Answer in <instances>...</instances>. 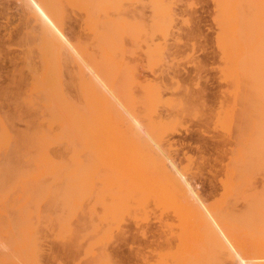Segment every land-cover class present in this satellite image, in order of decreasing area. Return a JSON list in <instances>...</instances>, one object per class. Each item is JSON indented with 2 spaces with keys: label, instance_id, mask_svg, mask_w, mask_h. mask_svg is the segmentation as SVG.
<instances>
[{
  "label": "bare ground",
  "instance_id": "obj_1",
  "mask_svg": "<svg viewBox=\"0 0 264 264\" xmlns=\"http://www.w3.org/2000/svg\"><path fill=\"white\" fill-rule=\"evenodd\" d=\"M132 2H136L134 4L138 3L141 8L146 7L147 9H149V13L147 14L145 12V9L143 10L139 7L140 10H138L139 12H136L137 16H135L136 14L133 13V11H135V8L133 9L134 4ZM174 2V0H38L39 6L37 10L33 12H35L34 15L37 16L36 18L39 22V26L37 28H29L26 32H24L27 37V47L25 49V52L23 53V57L25 61V67L28 68V71L26 72L28 73L24 74L22 72H19L18 74L22 76L29 75V80H27L28 82L25 80L26 83H28V87L24 86L25 88H27V90L24 91L23 94H20L18 92H11V94H9L6 87H0V103L3 100L5 101L6 98H14L12 100L14 104H10L13 106L10 111L9 109L8 111H0V264H43L42 240H44V236L48 232L58 239V241L60 242L59 248L62 250L61 253L63 252L64 255L66 254L68 256H71L72 254H74L73 249L75 247L77 248L80 245L77 242L80 241L79 237H74V235L71 233V226L69 227L70 221L68 222V210L66 208V206H68L69 208V205H65L62 201L58 202L57 200L60 196V200H62L61 198L64 197L63 194L66 190L65 186H63L60 180L58 181L60 177L56 178V181L58 182H56L55 184H52L53 179H49V177H51L50 175L53 174V171L55 173H59V171L65 170H63L64 165H61L63 167L62 170H60V164L63 163H60V161H62V158L65 156V154H67V141L69 142L70 140L71 142L75 141L76 143H83L84 146H87L83 151H87L88 149L86 150V148H90L89 142H92V145L90 144L91 147L93 146V148L96 149V146L99 145L98 141H102L100 143V146H104L105 143L103 142H106L108 140V137L109 139L110 136H112L111 139L115 138V136L113 135L117 133V127L114 128V126L107 129L110 124L111 126H113L112 123L109 124L110 119L107 120L109 117L111 118V114H107H109V107H111L112 104L110 105V103L105 100L100 101V98L98 97H101L102 94L101 96H98L97 94L99 93L101 87L104 86L100 81L102 78L106 77L115 80L122 76H140L136 73L133 74L127 64L128 59L126 60V56H128V54L129 56L130 54H133L131 52H133L134 50L132 48L133 51H130L131 48H129V46H127L126 44L128 43L126 42V37H129V39L132 37L131 39L137 41V43L140 39V42L138 44L136 43V45H140L141 42L144 43V56L148 67H152L151 69H153L157 66L161 76L167 74L165 71H167V66L169 65L167 63L166 56L170 53L169 50L171 47L168 46V42L166 43V39H169L167 37L172 34L171 29L173 28V25H176L175 20H177V11L175 12L173 5ZM212 2L214 5L213 20L216 25L214 44L215 49L217 50V55L220 59L218 62L219 66L217 67V70L218 74L224 75L225 79L231 82L232 85L231 89L226 90L225 88L224 91L220 89L216 90L215 92L217 93L216 100H218L216 109L217 117H215V124H218L219 126L225 127L227 129V136L224 135L225 137L223 140L229 143V145L233 144L234 146L232 145V147L235 149L234 150L232 147L228 148V153L230 149L229 154L231 156L229 155L230 157H228V155H226L227 161L225 162L226 164L223 167L225 174H227L226 177L228 178H225L226 180L222 181L223 187L221 190L222 193L220 194L221 198L220 201H217L219 203L216 209L218 211V214H221L219 215L221 219L220 221H218L221 222V224H218L220 225L219 232L213 230L212 233L209 234V237L207 235L208 238L204 237L202 239L199 237L195 238L193 237V235L185 236L187 235V232H185V235H182L185 230L182 231V234L180 235V231L178 230L179 236H177L176 234V236H172L171 239L166 238L167 240H164L163 246L160 244L157 245V242H155V245L157 246L155 247V249L152 248L153 250H151V256H149L150 253L147 256V254L143 252L140 253L138 251L139 253L137 252V257L136 255L135 257L138 259V261H140L141 264H230L229 260H233L231 262L232 264L234 260L235 263L237 262L236 258H238V263L240 262L239 264H264V183L262 186H257V184L253 183V179H255L254 174L259 171L264 172V0H212ZM66 5H76L80 9L85 10L84 12H87V17L85 16L87 18L86 24L89 29L88 33H90L91 37L89 36V34L87 35L92 39L93 44V47L90 50L87 49V47L85 49H81V41L79 43V40H77L79 43L77 44V46L80 45L81 47L78 48L76 46L75 48V46H73L71 42H69V40L65 38L66 35L63 31L64 29L62 28V25L64 23V19L67 17V7H65ZM191 30L193 31H191L190 34L187 33L189 35H187L188 39L189 37L192 38L198 34L197 28H193ZM137 36L139 37V39L137 38ZM176 38H180L179 35ZM77 41L72 42L77 43ZM67 42L71 44V46ZM174 43L177 45L176 42ZM174 43L172 45H175ZM125 44L130 49H127L128 51H130L127 55L125 54L127 53ZM132 44L135 45V42ZM134 45L132 46L134 47ZM82 48H84V46ZM73 50L75 52H73ZM34 58H36V60ZM171 59L173 61V57ZM153 65L156 66L154 67ZM135 66L136 65H134V68ZM202 66L201 64H199L197 66V70H201L199 68ZM172 71L171 73L176 72L175 70L174 72ZM162 72L165 73L162 74ZM170 76L175 75L172 74ZM28 78L27 76L25 77V79ZM76 79H78V82ZM17 80L20 83L22 78L18 77ZM74 80L76 82H74ZM118 82L120 83V81ZM152 83L150 84L153 86ZM14 84V86L17 85V83ZM71 88H73L74 90L75 88H78V90L80 91V95L82 96V98L84 97L82 101L75 100V98H73V96L69 94V90ZM103 88L102 91L104 93ZM106 89L107 87L105 86V90ZM143 90L145 91V89ZM163 90L165 91V89ZM204 91L206 92L204 87L203 89L202 87L201 89L196 88L195 90H192V92H188L190 94L188 96L190 98H193V100H195L196 102L204 104L206 102L203 101V94H206ZM106 92L104 94H106ZM150 92H152L151 89L149 91V96L151 94ZM180 92L182 93V91ZM168 94H170V92ZM214 96L215 95H213V97ZM183 97L184 96H182V98ZM102 98L105 99V96ZM129 98L130 97L128 96V99ZM215 98L213 100H215ZM149 99L151 98L149 97ZM167 100V102L170 101L169 99ZM114 102L117 101H113V104ZM161 102L166 103V100L164 99ZM2 103V105H4V102ZM203 104H201V106ZM205 105L207 104L205 103ZM116 106H118V104ZM208 109L210 110L211 108ZM110 111L112 110L110 109ZM106 112L108 113L106 114ZM23 115L27 117H25V125L23 128H17L15 123L13 122V118H18ZM127 117L129 116L127 115ZM163 124H165V122ZM160 127L161 126L159 125V130ZM108 131L111 133V135ZM124 135L123 137H125ZM120 137H122V135ZM221 137H223V133ZM106 144H108V142H106ZM235 145H237V149L235 148ZM72 147L73 149L75 148L74 145ZM72 147L70 148L72 149ZM104 147L108 148L109 146ZM238 148H241V150ZM83 151H80L78 153L73 151V153L79 154ZM93 151L95 152V150ZM109 151L111 152L110 155L112 156L113 150ZM70 153H72V150L70 151ZM97 154L99 156L100 152ZM102 156H99V158H102ZM55 158L56 162L57 158H59L58 160L61 159L58 162L60 164L55 163ZM98 161H100V163H98L99 165L104 164L101 163V160ZM104 165L103 167H106ZM92 166L95 165L92 164ZM97 167L98 166L95 167V170ZM54 168H57L59 170L55 171ZM65 168L68 171L66 165ZM72 169L73 168L70 169L71 172ZM77 169L80 168L77 167ZM91 170L93 169H90V171ZM92 172L93 171H91L90 173ZM95 172H93V174H95ZM55 173L52 175V177L55 175ZM63 173H65V171L61 173V180L64 175ZM105 175L106 173L104 174V176ZM85 176L83 177L85 178ZM234 177H241V181H237L238 179L235 180ZM79 178L82 179V176H80ZM94 178L96 177H93V179ZM261 182H263V180ZM82 184L84 185V183ZM91 185L94 186L93 183ZM72 187L73 186H71V188ZM78 188L76 186V189ZM81 189L79 188L78 191H80ZM83 189L85 190L84 187ZM139 190L141 191V189ZM71 193L73 195V192ZM80 193L78 192V194ZM77 198L78 196L76 197V199ZM157 198L159 200V197ZM118 201L119 200H117L116 202ZM190 201H188V203ZM120 203L123 204L122 202ZM154 205H156V203ZM161 205L164 204L161 203ZM196 205L198 208L200 203L199 205L195 204L194 206ZM81 206L83 205L81 204ZM122 207H120L119 209H121ZM199 207H201V205ZM88 208H91V206L88 205ZM108 208L110 209V206ZM70 211L71 210H69V212ZM80 211L81 210H79L78 212ZM110 212L111 211H109L108 213L111 216ZM194 219L192 220L193 222ZM198 219H195L196 222L194 223V225H197L199 223L197 221ZM206 220L207 219H205V221H201L206 222ZM204 222H201V224ZM182 225L183 224H181V226ZM110 227L108 229L111 230ZM94 229H96V227ZM94 231H92L91 233H94ZM195 233L198 232L196 231ZM107 242L108 240L106 241L102 238L97 237L94 239H90L87 242V245L82 248V254H85L84 256H86L87 260L84 261L85 264L116 263L112 260L113 255L108 250L109 248H107ZM113 259H115V257ZM119 262L120 260L118 259V263ZM58 263L61 264L60 262Z\"/></svg>",
  "mask_w": 264,
  "mask_h": 264
},
{
  "label": "rangeland",
  "instance_id": "obj_2",
  "mask_svg": "<svg viewBox=\"0 0 264 264\" xmlns=\"http://www.w3.org/2000/svg\"><path fill=\"white\" fill-rule=\"evenodd\" d=\"M174 1L175 2L173 5H174L175 12L177 11L176 12L177 20H175L176 25H173V28L175 26L176 27L174 29L173 28L171 29L173 35L170 34L167 37L169 39H166V43L168 42L167 43L168 46L171 47L169 50L170 56L169 54L166 56L167 58L166 60L169 65L167 66V71H165L167 74L161 76L156 65H153L154 67L156 66V68H153V69H151L152 67H148V65L146 64L145 56H144L145 55L144 54L145 53L144 43L141 42V44L137 46L136 45L137 41L132 40L131 39L132 37H131L130 38L131 42H130L129 37H126V42H128L126 44L127 46H129V48H131V50L125 44L126 52H127L125 54L127 55L130 51L134 50L133 52H131L133 54H130V56L128 54L129 57L126 56V60L128 59L127 64L133 74L136 73L137 75H140V76L139 77L137 76L138 78L136 76H133V77L132 76H128V77L122 76L120 77L121 79L118 78L115 80L111 78H106V77L102 78L100 81L104 85L103 86L104 88L101 87L99 93L97 94L98 96H101L102 94L101 97H98L100 98L99 99L100 101L105 100L109 102L110 105L112 104V106L109 107V114H107L108 112H106V114L107 115L111 114L110 115L111 118L107 117L108 118L107 120L109 119L110 121L113 120L112 122L109 121V124L112 123L113 126H111L110 124V126L107 127V129L115 126L114 128L117 127L116 128L117 133L116 134L114 133L115 135L113 136H115V138L113 139H111L112 136H110L111 140L107 136L108 140L106 142H108V144H106V142H103L106 144V145L104 144V146L106 147L109 146L108 147L109 149L105 148L102 144H101L102 146H100V143L102 141L101 142L98 141L99 145L96 146V149H94L93 146L91 147L92 142H89L90 148H86V150L87 149L88 150L83 151L85 147L87 146H84L83 143H79V142L76 143L75 141L71 142L69 140V142L67 141V144H66V147H67L66 149L67 154H65L66 158L64 156L62 158L63 159L62 161H60L61 159L58 160L59 158H57V162H56V158L54 159L55 163H58L59 161L60 163L63 162L61 164L60 163L58 164H60V167H61L60 170H62V167H63L61 165H64L63 170L65 169L64 170L65 173L63 174L64 175L66 173L67 174L65 175V177L63 175V178L61 180V176H62L61 173L64 171H59V173H55L53 171V174L55 173L56 176L54 175L52 177L53 175L52 174L50 175L51 177H49V179L52 178L54 180L53 181L51 179L52 184H55L56 182L60 180L63 186H65V189L67 191L65 190L63 194L64 199L61 198L62 200H60L59 198L61 196L60 197L58 196L59 198L57 200L58 202L62 201L65 205H69V208L68 206H66L68 210V222L70 221L69 227L71 226L70 227L71 233L74 235V237H79L81 242L77 241L80 245L78 244L79 246L73 249L74 254H72L71 256H68L66 254L64 255L63 252L61 253L62 250L59 248L60 242L58 241L57 238H55L52 234H50L48 230L47 231L48 233H46L45 235L46 237L44 236V240H42V246H43V256H42L43 261L42 262L43 264H59L58 262H60L61 264H85L84 261H87V260H86V256H84L85 254H82V248L87 245V242L90 239H94L96 237L102 238L106 241L108 240L107 248H109L108 250L113 255V258L115 257V259L112 258L113 262L118 263V259H119L120 262L118 264H139L140 261H138V259L136 258L139 252L140 253L143 252L147 254V256L150 253L149 256H151L152 254L151 250H153L152 248L155 249V247L158 244L163 246L164 240L171 239L172 236L174 237L176 236V234L177 236H179L178 234L179 231H180V235L182 234V231L185 230L182 235H185V232H187L186 233L187 235L185 236L193 235V237L195 238L199 237L202 239L204 237H207V235L209 237V234H211L213 230L219 232L220 225L218 224H221V222H218V221H220L221 219V217L219 216L221 214H218V211L216 209L219 203L217 201H220V198H221L220 194L222 193L221 190L223 187L222 181H225L228 178L226 177L227 174H225L223 167L226 164L225 162L227 161L226 155H228V157L231 156L229 154L230 149L228 153V148L232 147L233 144L229 145V143L223 140L224 137L227 136V133H228L227 129L225 127L219 126L218 124H215V121H216L215 117H217L216 109H217V104H218V100H216L217 93L215 92L216 90H220V89L224 91L225 88L226 90L231 89L232 85H231V82L225 79L224 75H219L218 70H217V67L219 66L218 62L220 59H219V56L217 55V52H216L217 50L215 49V44H214V38L216 35L215 33L216 25L213 20L214 5H213L212 0H174ZM71 5L65 6L67 7L66 8L67 17L64 19V23L62 22L63 23L62 28L64 29L63 31L66 35L65 38H67L69 42H71V44L75 46V48L77 44H79L81 41L82 44L80 43V45L82 47L84 46V48H82L80 45H78L77 47L78 48L81 47V49H85L87 47V49L90 50L93 47V44H92V39L90 38L91 37L90 33H88L89 31L88 26L86 24L87 23L86 22L87 12H84L85 10L80 9L76 5H75L76 7L71 6ZM38 6H39L38 0L37 1L36 0H0V87H6V89H8L9 94H11V92L12 93L18 92L20 94H23L24 91L27 90V88L25 87H28V83H26V81L29 80L28 78L29 75L22 76L18 74L19 72L20 73L22 72L24 74L28 73L26 72L28 71L27 70L28 68L25 67V61L23 57L24 56L23 53L25 52V49L27 47L26 45L27 37L24 32H26L29 28L32 29V28H37L39 26V22L37 21V18H36L37 16L34 15L35 12H33L37 10ZM133 6H134L133 9L135 8V11L132 10L134 14H136V12L140 9H143V10L145 9V12L147 14L149 13V9H147L146 7L141 8L138 3L134 4ZM135 16H137V14ZM193 28L194 29L197 28L198 34L192 38L189 37V39L190 38L192 39V40L190 39L191 40L190 41L188 39V36H189L188 34H190V32L193 31L191 30ZM87 34H89L90 37ZM24 35L26 37V40H25ZM171 35L173 36V38ZM178 35L180 38H176L178 37ZM137 38L139 39L138 36ZM177 39L178 40L180 39V40L178 41ZM77 40H79V43ZM72 41L74 42L77 41V43H74ZM129 42L131 44L135 42L136 47L134 44H132L134 45L135 47L134 48ZM139 42H140V39H139ZM174 42H176L177 45ZM173 43L175 45H172ZM71 44L69 45L71 46ZM127 49L130 51H128ZM73 52L75 51L73 50ZM172 57H173V61L171 59ZM34 59L36 60V58ZM132 64H133V67H132ZM199 64H201V66L203 65L202 67L199 68L201 70H197V66ZM134 65H136L135 68H134ZM133 69L136 71H134ZM174 70L176 72H174ZM171 71L174 73H171ZM165 72H162V74H164ZM172 74H174L175 76H170ZM26 76L28 79H25ZM18 77L22 78L20 83L17 80ZM76 80L78 82V79ZM118 81H120V83ZM74 82L76 81L74 80ZM14 83H17V85L14 86L15 85ZM150 83H152L153 86ZM9 84L11 85L14 84V85L11 86ZM181 84L184 86H182ZM105 86L107 87L106 90H105ZM201 87L202 89L204 87V89L206 90V92L204 91L206 94H203L204 95L203 101L204 102L206 101L205 103L208 105V107L207 105H205V103L203 104V103L196 102L195 100H193V98H190L188 96L190 95L189 93L192 92V90H195L196 88L201 89ZM102 88L104 90V93L107 91L106 94L110 96L104 94L102 91ZM71 89L69 90V94H71L73 98H75V100L82 101L84 97L82 98L78 88H75V90L73 88ZM143 89H145V91ZM150 89L152 90L153 93L150 92L151 94L149 96ZM163 89H165V91ZM109 90H110V93H109ZM146 90H149V91H146ZM70 91L73 93H71ZM180 91H182V93ZM169 92L170 94H168ZM175 92L178 94H176ZM111 94L114 96H112ZM213 95L215 96L213 97ZM104 96H105V99L102 98ZM128 96L130 97L129 99H128ZM148 96L151 99H149ZM182 96L184 97L182 98ZM205 96L206 98L208 97L207 100ZM209 96L211 99L209 98ZM163 98L166 100V103L161 102L164 100ZM178 98L179 99L182 98V99L179 100ZM214 98L217 102L213 100ZM13 99L14 98L9 97V98H6L5 101L3 100L2 102H4V105H2L3 104L2 102L0 103V111H8V109L10 111L13 107L12 105L14 104V102L12 101ZM167 99H169L170 101L167 102L168 101ZM113 101H117V102H114L113 104ZM180 102L181 104L183 103L182 107H181ZM117 104L118 106H116ZM201 104L203 105L201 106ZM208 108H211V109L209 110ZM110 109L112 111H110ZM118 113H121L122 115ZM127 115L129 117H127ZM25 117L26 116L23 115L18 118L17 117L13 118L14 119L13 122L15 123L17 128L24 127L25 120L27 118ZM124 118H125V121H124ZM163 120L166 125L163 124L164 123ZM159 125L161 126L160 130L162 132L159 130ZM163 128L165 131L163 130ZM152 130H155V131H152ZM157 130H159L160 132ZM222 133H223V137H221ZM109 134L111 135L110 132ZM121 135L122 137H120ZM123 135L125 137H123ZM131 140H132V143H131ZM109 141H112V142H109ZM128 141L130 144L128 143ZM93 143H96V142H93ZM68 144L70 145V147L74 145L75 150L73 149V147L71 149ZM235 146H236L235 148L237 149V145ZM92 148L93 150H95V152L92 150ZM105 149L108 152V155ZM238 149L241 150V148H238ZM71 150H72V153H70ZM109 150L111 151L113 150L114 152V153L112 152L113 157L110 155L111 152ZM73 151L76 153L80 151H83V152L79 154H74ZM98 151L100 152L99 156L103 155L102 158L101 157L99 158L97 154L99 153ZM80 159L83 161H81ZM77 160L79 163L77 162ZM98 160H101V163L102 164L104 163L105 165L104 164L103 165L106 167H103V165L101 164L99 165L98 163H100V161ZM92 164L95 166H92ZM106 164L108 165L109 169ZM65 165L68 171L66 170ZM67 165L73 168L72 172L70 170L71 168L68 167ZM87 165L89 168L87 167ZM96 166H98L96 168L97 171L95 170ZM77 167L80 169H77ZM57 168H54L55 171L59 170ZM90 169H93L91 170L93 172L96 171L95 174H93V172L90 173L91 172ZM115 169H117L118 171L120 170V171L118 172ZM84 171L86 174L84 173ZM105 173L106 175L104 176ZM78 176L79 177L82 176V179L79 178ZM83 176H85V178ZM57 177H60L58 181H56ZM93 177H96L94 178L96 180H94ZM112 177H113V180H112ZM254 178H255L253 179L254 182L253 181L252 182L257 184V186L259 185L262 186L264 183V172L259 171L255 173ZM234 179L235 180L238 179L237 181H241L240 180L241 177L240 178L234 177ZM262 180L263 182H261ZM75 181H76V184L78 185L75 184ZM80 181H81V185H80ZM82 183H84V185ZM90 183L91 184L93 183L94 186H92ZM113 184H116V185H113ZM71 186H73L72 188L74 189H72ZM76 186L77 188L79 186H83L85 190L83 189V187H79L80 189L81 188L82 189L78 191L79 188L76 189ZM90 186H91V189H90ZM139 189H141V191ZM71 192H73V195ZM78 192L79 193L81 192V193L78 194ZM88 193H89V196H88ZM76 195L78 196L77 199H76L77 197ZM70 197L72 198V200ZM157 197H159V200ZM213 198L216 200H214ZM117 200L119 201L116 202ZM188 201L190 202L188 203ZM120 202H122L123 204H121ZM198 202L200 203L201 207H199L200 205ZM155 203L157 206L154 205ZM161 203H163L164 205H161ZM81 204L83 206H81ZM112 204H114L116 207ZM195 204L199 205L198 208H197V205L194 206ZM88 205H90L91 208H88ZM107 206L108 207L110 206V209ZM120 207L122 208L119 209ZM69 210L71 211L69 212ZM77 210L78 211L81 210V211L78 212ZM109 211H111L110 212L111 216L108 213ZM99 216H100V219H99ZM194 218L195 219L199 218L197 220L199 222L198 223L199 226L198 224L194 225V223L196 222ZM193 219H194V222L192 221ZM205 219H207L206 222H204ZM201 220H204V221H201ZM200 221L204 223L201 224ZM192 223H193V226H192ZM181 224L183 225L181 226ZM108 226L109 227L111 226L110 227L111 230L108 229L109 228ZM95 227L96 229H94ZM196 229H199V230H196ZM92 231H94V233H91ZM196 231L198 233H195ZM54 238L57 240H55ZM155 242H157V245H155L156 244ZM56 249L58 252L56 251ZM56 252H57V255L59 254L60 255L57 256ZM51 254H53L54 256ZM236 259H237L236 263H238V258ZM232 261L233 260L231 261L229 260V263L231 264ZM233 263L236 264L235 260Z\"/></svg>",
  "mask_w": 264,
  "mask_h": 264
}]
</instances>
